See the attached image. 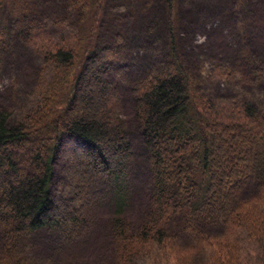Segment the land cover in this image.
Instances as JSON below:
<instances>
[{
    "label": "trees",
    "instance_id": "obj_1",
    "mask_svg": "<svg viewBox=\"0 0 264 264\" xmlns=\"http://www.w3.org/2000/svg\"><path fill=\"white\" fill-rule=\"evenodd\" d=\"M8 1L0 0V9ZM160 1L169 63L146 72L133 89L152 181L149 208L135 231L123 217L132 153L117 90L106 73L120 71L116 55L137 42L140 19L118 30L116 22L125 16L109 9L101 14L100 0H64L63 8L77 15L75 31L51 38L29 26L19 30L40 56V71L35 102L24 120L9 126V112L0 109V264H35L18 259L17 252L20 240L36 231L54 233L58 246L78 242L90 223L87 212L107 200L117 264L154 255L159 264H244L243 248L251 244L264 255V118L245 95L223 102L197 88L177 54L176 0ZM5 21L0 15V59L10 50L12 36ZM83 24L84 34L78 33ZM91 85L100 95L93 96ZM25 144L35 173L17 178L13 148ZM59 158L72 175L60 183L64 194L53 196V166ZM253 179H262L255 195L235 202ZM174 219L189 235L186 248H179L171 233ZM214 223L222 234L203 235L201 224Z\"/></svg>",
    "mask_w": 264,
    "mask_h": 264
},
{
    "label": "rangeland",
    "instance_id": "obj_2",
    "mask_svg": "<svg viewBox=\"0 0 264 264\" xmlns=\"http://www.w3.org/2000/svg\"><path fill=\"white\" fill-rule=\"evenodd\" d=\"M63 2L9 0L7 6L0 9L1 17L8 19L5 22L12 32L10 50L0 59V109L9 112V126L16 125L28 115L39 83L40 56L24 43L18 32L22 31L23 25L35 29L36 35L41 33L51 38L62 32H72L74 24H77V15L67 12ZM100 2L101 14L104 9H109L111 14L121 12L125 16L116 22L118 30L131 27L135 19H140L141 24L137 42L122 46V50L119 48L121 53H117L114 65L120 71L109 70L106 73L117 90L118 114L124 121L132 153L129 205L123 217L129 230L135 231L149 208L152 181L142 130L135 114L133 89L146 72L169 63L168 42L161 25L160 0ZM175 22L177 54L197 88L209 99L223 102L245 95L264 118V0H176ZM86 26L78 25V33L84 34L83 27ZM215 70L225 72L227 76H218ZM89 88L93 96L100 95L98 86ZM13 149L16 150L14 160L20 167L17 178L35 173L28 166L30 146L25 144ZM66 166L63 158L53 166L54 178L50 187L53 196L64 194L60 183L72 175L64 172ZM261 182L262 179L251 180L235 202L251 199ZM87 214L90 215V223L78 242L58 246L54 233L36 231L20 240L18 259H27L35 264H117L110 230L113 209L108 200L98 208H91ZM177 223L175 219L172 221L170 232L176 237L179 248L183 249L191 244L190 238ZM1 228L0 225V259L4 258ZM200 229L203 235L211 237L222 234L218 223L210 226L201 224ZM260 249L257 244L244 247V264H259L264 256ZM154 258L155 255L152 259L139 258L128 264H159Z\"/></svg>",
    "mask_w": 264,
    "mask_h": 264
}]
</instances>
